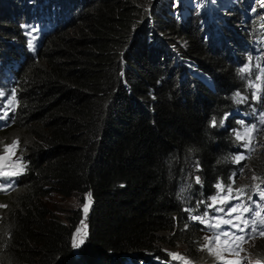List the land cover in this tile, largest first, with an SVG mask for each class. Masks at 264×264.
<instances>
[{
	"label": "trees",
	"instance_id": "obj_1",
	"mask_svg": "<svg viewBox=\"0 0 264 264\" xmlns=\"http://www.w3.org/2000/svg\"><path fill=\"white\" fill-rule=\"evenodd\" d=\"M246 1L88 0L76 22L47 41L17 75L16 125L0 134L2 148L18 141L28 160L11 178L19 187L0 196V264L78 263L72 245L81 211L54 215L45 204L53 193L78 200L91 193L80 264H113L119 255L118 264L125 255L151 264L174 251L212 264L185 209L242 167L233 160L241 151L233 130L241 129L221 116L234 94L250 95L251 87L239 88L242 77L217 43L260 26L264 6L254 13ZM27 2L0 0L7 68L19 61L21 37L5 15ZM246 74L255 82L259 72ZM256 152L246 172L264 185V135Z\"/></svg>",
	"mask_w": 264,
	"mask_h": 264
},
{
	"label": "clouds",
	"instance_id": "obj_2",
	"mask_svg": "<svg viewBox=\"0 0 264 264\" xmlns=\"http://www.w3.org/2000/svg\"><path fill=\"white\" fill-rule=\"evenodd\" d=\"M28 1L29 2L23 5L20 10H16L15 14L5 15L6 18L9 19L18 30V33L16 34L12 33V36L21 37V43L18 42L19 44L18 45L19 52L17 54L19 57L18 62L9 63L10 68H7V64H6L7 61L5 58L6 56L0 54V82L2 78L6 79L7 82L9 81V83L12 84V89L14 91H15V87L19 82V78L17 77V75H19V73L22 72L26 64L29 61L38 60V55L42 50V47L47 43V41L56 34L65 31L73 23H75L76 20L80 17L81 13L85 10L88 2V0H28ZM253 27L254 25L249 27H243L240 29V32H236L229 37H225L223 40L217 43L218 52H220L221 55H225L226 59L231 60V66H233L236 69V73L238 77H241V75L238 74L237 70L246 65V63L248 62L249 55H251L254 59V61H252L253 67H252L251 75H257L256 71H258V69L255 67L257 63H259L262 68H264V18L260 26H256L254 28ZM250 43L258 44V45L254 47ZM178 60L180 62H183V67L186 69L191 68L193 65V60L191 59L179 58ZM204 77L205 79L207 78L205 75ZM208 79H209L208 83L213 85L214 79H212L211 77H209ZM248 83H249V77L247 76L246 73H244V78L240 79V81L238 82V86L240 89L242 88L245 89ZM255 83H260V81L256 80ZM254 91L255 89L251 88L250 95L244 94L245 96L243 95L241 96V97H247V99L243 103L235 102L232 105L227 103L228 107L223 112L221 118L224 119V117L227 116V119H234L237 121V123L238 121H243L244 122L243 126L240 123H238V128L241 129V132H243L244 127L251 126L253 124H255L256 127L260 129L259 132L254 133V135L256 136V140L252 144V148H253L252 151L246 150L241 145L240 149L242 150V154L246 157V159L240 161L242 167L238 169L236 175L239 174L241 178L239 180V185L234 187V189L243 188L247 194L252 195V199L257 200L258 195L255 191L256 187L259 186L260 190H264V185L257 184L260 175H257L254 171H251L249 173L246 172L250 166V160L252 156L255 153H257L256 151H258L260 147H262V136L264 135V125L260 124V118L262 115H264V89H262L260 93L261 99L259 101L253 98ZM16 102H17V97H16ZM17 104L16 107L13 106V110L8 115L11 125L3 129L0 128V134L6 130L13 128L16 125L15 118L17 113ZM5 124H7V121ZM223 126H224V122H223ZM14 141L12 140L11 142H9L8 145L13 144ZM18 145L20 144L18 143ZM19 152L20 153L24 152L22 145L17 146L14 153L12 152V154L16 158H22ZM240 154L241 151L239 152L238 155ZM7 156L8 158H10L9 153H7ZM22 161L26 164L27 168L25 167V169L27 170L28 160L26 158H22ZM5 162H0V166H2ZM244 173H246V176L243 178L242 174ZM253 177H256V179H253ZM243 182H246L245 186L243 185L244 184ZM4 195L5 194L0 193V196H4ZM84 196H82V199L79 200L80 203L83 202ZM247 198H248L247 195L243 197L245 201L247 200ZM92 205L93 203L91 198V206L89 209V213L87 215V219L85 221L87 228L85 239L79 247L77 248L73 247V251H74L73 257L75 261L78 260L77 264H80L79 251L82 252V248L88 236V228H89L88 216L92 209ZM75 210H80L82 214V210L80 208ZM203 211H204L203 208L200 206L199 211L193 212L192 215H199ZM82 220H83V214H82ZM82 220L80 221V223L82 222ZM186 220L189 223L190 220L188 219V216H186ZM192 222L198 226V231L201 234L200 242L201 244H203V238L207 235H210L211 232L209 230H205L204 225H201L198 222H194V221ZM76 231L77 229L75 230V232ZM74 237H75V233H74ZM258 242H264V237H256L255 239H250L248 240L247 243H244L242 245L243 251L241 252L239 258L237 257H227V258L241 259L243 261V264H250V262L252 264L253 260H259L262 262V264H264V256L261 255L259 252L262 250L255 247L258 244ZM253 247H255V251H253ZM204 252H206V250H204ZM166 253L168 255V253L170 252H166ZM171 253L182 254L189 260L188 255H186L182 251H174ZM122 256L123 255L112 257L111 259L113 261V264H115L118 261V258L120 259V257ZM127 258L128 255H125L123 259H127ZM160 258L167 259V257H163V256H161ZM136 259H138V257H134V261ZM208 261L211 263L212 262L215 263L217 262V259L216 257H214L213 259ZM74 264H76V262ZM81 264H83V262Z\"/></svg>",
	"mask_w": 264,
	"mask_h": 264
},
{
	"label": "snow or ice",
	"instance_id": "obj_3",
	"mask_svg": "<svg viewBox=\"0 0 264 264\" xmlns=\"http://www.w3.org/2000/svg\"><path fill=\"white\" fill-rule=\"evenodd\" d=\"M252 61L253 57L248 56V62L242 68H239L238 74L244 78V73L252 72ZM258 69L259 74L256 76V80L260 83L249 82L248 87L254 88L253 98L257 101L261 99V91L264 89V68L259 63L255 65ZM4 93L0 92V96ZM234 99L237 103H243L247 97H241L239 93L234 94ZM13 102L16 101V97H11ZM8 111L5 110L0 113V120H7ZM227 119V116L224 117ZM212 126H215V118L212 119ZM242 126L243 121H238ZM260 124L264 125V115L260 118ZM223 126V120L221 121ZM260 129L255 124L244 127L243 132H237L233 130V134L237 141L241 142L242 147L248 151H252V144L256 140L254 133L259 132ZM18 141H14L11 145L4 146L3 154H0V162H5L9 158L7 153L15 151L18 146ZM246 159L243 154L237 155L233 158L235 163ZM26 164L22 161V158L15 161L13 164H4L0 166V177H13L21 174ZM11 169V170H10ZM197 170L198 165H197ZM236 173H233L229 177V183L227 186L222 181H218L214 187L217 190L216 193L207 198V200L198 201L194 208L185 209L189 212L188 219L190 221L198 222L204 225L206 228L212 230L210 235L203 238V244L201 250H206L209 254L216 257L220 264H243L241 259H228L227 257H240L243 251L242 245L247 243L250 239L256 237H264V190H260L259 186L256 187V193L258 199H252V195L247 194L243 188L234 189ZM256 179V177H253ZM195 183L202 184L199 176L194 177ZM13 186L11 179L5 184L3 180H0V190H8ZM247 195L245 201L243 197ZM88 203L82 206L84 217L86 219L87 213L91 204V193L87 194ZM238 201V202H236ZM205 206V210L199 215H192L193 212H198L200 205ZM226 205H230L227 206ZM214 209V213L210 214V210ZM227 226V227H225ZM86 227L81 225V228ZM76 237L74 240L73 247H79L83 243V237L81 235V229L76 231ZM171 260L180 261L181 264H190V261L182 254L170 253ZM251 264V262H250ZM255 264H262L261 261L257 260Z\"/></svg>",
	"mask_w": 264,
	"mask_h": 264
},
{
	"label": "rangeland",
	"instance_id": "obj_4",
	"mask_svg": "<svg viewBox=\"0 0 264 264\" xmlns=\"http://www.w3.org/2000/svg\"><path fill=\"white\" fill-rule=\"evenodd\" d=\"M244 1H246V0H244ZM249 1H251V3H252L251 4V10H254V13H256L259 10V7L263 8V6H264V0H249ZM219 3H221V2H219ZM219 3H217L218 6H216L215 11H216V13L221 14V13H223V10H221V6L219 7ZM257 5H258V7H257ZM262 13H260L259 17L264 18V11ZM2 144H3V139L0 140V154H3L4 147L3 148L1 147ZM86 203H88V196L87 195H85L83 197L82 203L79 202L77 197L65 198V197L58 195L57 193H53L47 199H45V204L47 205V207H49L52 210L54 215L58 216L61 219L65 218L66 213L69 210L79 209V208L82 210L83 220L79 224L77 230L81 229V235L83 237V241H84L85 236H86L87 228L86 227L81 228V225L83 224L86 226L85 221H86L87 217L85 219L82 206ZM90 206H91V204H90ZM88 213H89V211H88ZM88 213H87V215H88ZM76 239H78V238L76 237V232H75L74 240H76ZM255 247H257L263 251L264 250V242H258L257 246H255ZM255 247H253V251H255ZM75 248H77V247H75ZM206 252H205V256L210 258L211 256L209 254H207ZM245 254H246V252H245ZM256 261L257 260H253L252 264H255Z\"/></svg>",
	"mask_w": 264,
	"mask_h": 264
},
{
	"label": "bare ground",
	"instance_id": "obj_5",
	"mask_svg": "<svg viewBox=\"0 0 264 264\" xmlns=\"http://www.w3.org/2000/svg\"><path fill=\"white\" fill-rule=\"evenodd\" d=\"M261 245V244H260ZM257 246V245H256Z\"/></svg>",
	"mask_w": 264,
	"mask_h": 264
}]
</instances>
